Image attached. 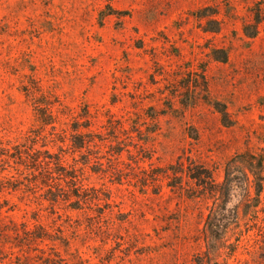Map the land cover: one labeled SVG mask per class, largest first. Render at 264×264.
Instances as JSON below:
<instances>
[{
    "label": "rangeland",
    "instance_id": "obj_1",
    "mask_svg": "<svg viewBox=\"0 0 264 264\" xmlns=\"http://www.w3.org/2000/svg\"><path fill=\"white\" fill-rule=\"evenodd\" d=\"M0 264H264V0H0Z\"/></svg>",
    "mask_w": 264,
    "mask_h": 264
},
{
    "label": "trees",
    "instance_id": "obj_2",
    "mask_svg": "<svg viewBox=\"0 0 264 264\" xmlns=\"http://www.w3.org/2000/svg\"><path fill=\"white\" fill-rule=\"evenodd\" d=\"M258 22L255 21L254 24H257ZM254 29H252V33L249 34L250 36H248L249 38H254L255 37V27H253ZM245 33L246 30L248 28H244ZM226 60L225 55L222 56V60L221 62H224ZM35 116L37 118V120L41 123L42 126H49L50 130L54 131V125L55 123H57L55 121V116L51 113L49 105H44V108L42 109H37L35 110ZM88 123V122H87ZM89 124H85V126H78V125H74L71 128L72 134L70 135V139L69 143H70V148L74 149V150H78L81 149L82 147H84L86 144H89L91 141L88 140L90 133L88 132L89 129ZM80 129H84L86 132H82ZM55 136V135H53ZM60 139H62V137H59ZM59 141V140H58ZM60 143H62L60 141ZM45 154L49 156L50 158V163H52V165L54 166V168H58L60 170L57 171V175L59 177L64 178L65 180H69L71 186L73 187V192H70L68 194H65V190H63L64 188H60V185L58 184H52L53 178L50 177L51 175L47 176L46 175V186L47 190L49 191V194H52L53 198L48 199V201H50L52 204H56L58 202H66L67 199H70L71 197H73V201L70 202V205H78L79 202L82 200L81 196H79V191L77 190L78 186L75 185L73 183V181H70V179H73L72 176H69L68 174H66V172H64L63 174H61V171H63V166L60 163V157L57 156H52L53 154H51V152H47L45 151ZM53 168V169H54ZM53 169L51 171H53ZM54 173V172H53ZM75 189V190H74ZM82 186H79V190H82ZM57 194V195H55ZM66 197V198H65ZM76 209V206L75 208Z\"/></svg>",
    "mask_w": 264,
    "mask_h": 264
}]
</instances>
